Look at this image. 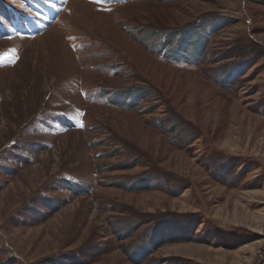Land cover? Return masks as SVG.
<instances>
[{
  "label": "rangeland",
  "instance_id": "obj_1",
  "mask_svg": "<svg viewBox=\"0 0 264 264\" xmlns=\"http://www.w3.org/2000/svg\"><path fill=\"white\" fill-rule=\"evenodd\" d=\"M6 4L0 264H264V0Z\"/></svg>",
  "mask_w": 264,
  "mask_h": 264
},
{
  "label": "bare ground",
  "instance_id": "obj_2",
  "mask_svg": "<svg viewBox=\"0 0 264 264\" xmlns=\"http://www.w3.org/2000/svg\"><path fill=\"white\" fill-rule=\"evenodd\" d=\"M47 18V17H46ZM41 28V26H39Z\"/></svg>",
  "mask_w": 264,
  "mask_h": 264
}]
</instances>
